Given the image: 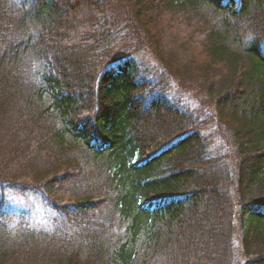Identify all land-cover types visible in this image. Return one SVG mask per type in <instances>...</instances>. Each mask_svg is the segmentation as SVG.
Returning a JSON list of instances; mask_svg holds the SVG:
<instances>
[{
	"label": "trees",
	"instance_id": "obj_1",
	"mask_svg": "<svg viewBox=\"0 0 264 264\" xmlns=\"http://www.w3.org/2000/svg\"><path fill=\"white\" fill-rule=\"evenodd\" d=\"M0 264H264V0H0Z\"/></svg>",
	"mask_w": 264,
	"mask_h": 264
},
{
	"label": "rangeland",
	"instance_id": "obj_2",
	"mask_svg": "<svg viewBox=\"0 0 264 264\" xmlns=\"http://www.w3.org/2000/svg\"><path fill=\"white\" fill-rule=\"evenodd\" d=\"M110 11L114 14H118L115 6L111 2L110 5ZM138 66L140 70V76L143 78H146L150 80V82H155L158 80L159 72L156 68V62L152 58V56L145 50H140L136 54H133L132 57H130ZM10 201L15 205H33V210L35 213L40 214V216H43V213H41V210L39 209V205L34 197L31 195H28L27 197H19L16 195L10 196ZM40 216H37L40 218Z\"/></svg>",
	"mask_w": 264,
	"mask_h": 264
}]
</instances>
